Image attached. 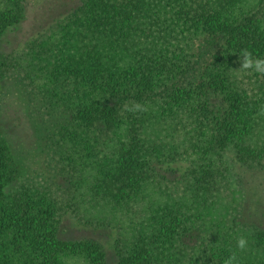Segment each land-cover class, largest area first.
<instances>
[{
  "label": "trees",
  "instance_id": "trees-1",
  "mask_svg": "<svg viewBox=\"0 0 264 264\" xmlns=\"http://www.w3.org/2000/svg\"><path fill=\"white\" fill-rule=\"evenodd\" d=\"M74 1L0 51V264H264V0Z\"/></svg>",
  "mask_w": 264,
  "mask_h": 264
},
{
  "label": "rangeland",
  "instance_id": "rangeland-1",
  "mask_svg": "<svg viewBox=\"0 0 264 264\" xmlns=\"http://www.w3.org/2000/svg\"><path fill=\"white\" fill-rule=\"evenodd\" d=\"M26 12L24 20L15 28L10 31L1 44L0 51L3 54H8L11 51L23 46L28 40L35 37L39 32L47 27L57 16L66 10L70 6H74L76 1L74 0H25ZM78 3V2H77ZM76 3V4H77ZM5 108L9 111L7 117L9 122L10 134L16 138L17 143L21 141L22 144L27 145L30 138V131L21 115L19 114L17 107L10 105L11 100L3 94ZM4 101V100H3ZM8 104L11 109H8ZM171 172L175 171V174L179 176L185 165L178 164L170 166ZM167 172V174L169 173ZM248 182V181H247ZM62 223L63 236L69 239H77L82 237H92L98 240L104 247L108 259L113 255L112 244L116 238V228H93L81 225L77 221L73 220L69 215L64 217Z\"/></svg>",
  "mask_w": 264,
  "mask_h": 264
},
{
  "label": "clouds",
  "instance_id": "clouds-1",
  "mask_svg": "<svg viewBox=\"0 0 264 264\" xmlns=\"http://www.w3.org/2000/svg\"><path fill=\"white\" fill-rule=\"evenodd\" d=\"M244 244H245V241H244L243 239H241V240L239 241V246H240V247H243Z\"/></svg>",
  "mask_w": 264,
  "mask_h": 264
}]
</instances>
